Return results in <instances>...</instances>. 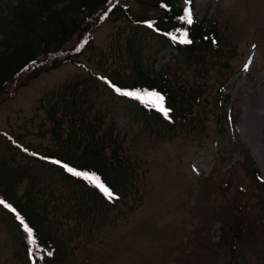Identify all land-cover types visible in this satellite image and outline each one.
I'll return each mask as SVG.
<instances>
[{"label": "trees", "instance_id": "16d2710c", "mask_svg": "<svg viewBox=\"0 0 264 264\" xmlns=\"http://www.w3.org/2000/svg\"><path fill=\"white\" fill-rule=\"evenodd\" d=\"M125 1L0 0V103L5 98L13 97L29 79L66 63L79 65L92 75L86 78L81 75L63 83L53 92L48 105L43 107L47 119L53 123V134L60 140L56 149L42 154L13 142L24 161L14 163V153H10V159L4 154L0 155V199L17 210L33 229L34 235V241H28L16 219L17 213L0 206V226L12 238L13 257L17 264H57L63 260L67 263L74 256L77 246L71 241L74 238L72 234L65 241L58 236L61 234V224L72 221L78 227L82 226L75 235L88 244L94 240L93 232L101 222L111 217L116 222L122 215L120 204L130 195V188L135 183V168L124 164L118 156L121 145L112 136V126L104 130L100 122L85 118L86 110L82 105L85 103L86 106L88 102L86 86L103 85L112 98L126 105V111L141 122L149 134L164 138L184 131L201 136L205 133L208 119L201 95L207 89L205 77L210 70H214V79L218 83L214 96L219 112L217 123L229 124L233 128L237 122L236 113L232 111L233 98L230 93L222 92L225 80L232 73L229 57H222V53L231 44L226 38H221L217 21L202 18L187 25L179 0H140L146 6L160 10V14L136 18ZM117 15L134 23L125 38V50L132 58L135 69L132 79L116 75V78L108 79L93 73L78 60L92 44L95 30L105 20ZM185 31L189 33L192 43L181 42ZM148 37L153 38L157 46L153 62L162 50L174 52L172 57L192 76L189 86L174 84V77L163 72V66L158 70L146 71L137 67V55ZM197 77H201V80L197 81ZM116 88L121 92H138L140 98L124 96ZM153 90L163 95L165 107L171 109L167 117L154 106L153 98L144 95ZM82 95L84 97L81 99ZM65 122L66 126L63 125ZM218 127L223 130L224 125ZM236 142L235 146L242 147V160L233 162L230 168L240 165L251 175L252 184L257 190L252 193H255L257 200L249 202L245 199L246 187L238 185L234 198L221 204L215 212L220 223V241L212 244L205 240V236L197 238L208 234L199 227L196 234L189 236L191 251L187 252V248H184L180 252L183 256L179 255L188 264H203L205 259H212L214 253L219 254L212 249L214 246L221 247L222 254L229 257L225 263L214 264H252L250 257L244 254L250 241V250H254L255 255L259 254L254 249L252 236L257 226L264 227V181L260 179V170L246 143L239 136ZM107 147L113 157L110 162L106 160L110 157L105 153ZM54 161L61 163L58 165ZM65 164L95 174L113 190L117 198L106 199L87 177L68 173L63 167ZM211 179H214L215 191H225L230 184L229 180ZM24 181V191L18 196L16 190ZM42 181L48 182L43 184ZM108 223L115 224L111 221ZM76 224L71 232L78 229ZM68 243L70 246H67ZM30 248L34 252L32 256L29 255ZM48 251L53 254L48 256ZM164 262L162 259L157 264H166Z\"/></svg>", "mask_w": 264, "mask_h": 264}, {"label": "rangeland", "instance_id": "374dc122", "mask_svg": "<svg viewBox=\"0 0 264 264\" xmlns=\"http://www.w3.org/2000/svg\"><path fill=\"white\" fill-rule=\"evenodd\" d=\"M125 3L136 18L160 14V10L140 0H126ZM179 3L183 9H190L194 21L215 19L221 38L231 44L222 53V57H229L232 71L222 92L233 97L232 111L236 113L237 122L233 128L217 123L219 112L214 96L218 83L214 70L205 77L207 89L201 95L208 112L205 133L201 136L184 131L164 138L149 134L145 126L126 111V105L112 98L103 85L86 86L88 102L82 105L86 110L85 118L100 122L104 130L112 126V136L121 145L118 156L124 164L135 168V183L130 195L120 204L122 215L116 222L114 217L101 222L93 232L94 240L88 244L75 235L82 226L72 221L61 224L58 236L65 241L72 234L71 241L77 248L67 263L63 260L57 264H150L147 261L157 264L162 259L166 264H188L181 259L180 252L184 248L191 251L189 236L196 234L199 227L208 234L197 238L205 236L212 244L220 241V223L215 212L221 204L234 198L238 185L246 187L245 199L257 200L252 193L256 189L251 175L240 165L230 166L242 160V147L234 143L239 136L264 180V0H179ZM133 26L134 23L120 15L108 18L95 30L92 44L78 60L93 73L108 79L115 75L132 79L135 69L125 50V38ZM153 41L148 37L145 45H141L137 67L146 71L163 66V72L174 77V84L189 86L192 76L172 57L174 52L162 50L153 62L157 48ZM81 75L92 76L81 66L66 63L39 73L13 97L3 99L0 103V155L10 159V153H14V163L24 161L13 142L42 154L56 149L60 140L53 134V123L47 119L43 107L48 105L49 98L60 85ZM196 80L200 81L201 77ZM63 125L66 126V122ZM223 125V130H219L218 126ZM105 153L110 156L109 147ZM112 158L106 160L110 162ZM211 177L229 180L230 184L225 191H215ZM47 182L42 181L43 184ZM24 186L25 181L16 190L18 196L23 193ZM110 221L115 224L109 225ZM74 224L78 229L71 232ZM257 227L252 240L259 254L250 250L251 241L244 254L250 257L252 264H264V227ZM212 249L219 254L214 253L212 259H205L203 264L225 263L229 259L227 254H222L221 247ZM13 254L12 238L0 226V264H17Z\"/></svg>", "mask_w": 264, "mask_h": 264}, {"label": "snow or ice", "instance_id": "6c2138e0", "mask_svg": "<svg viewBox=\"0 0 264 264\" xmlns=\"http://www.w3.org/2000/svg\"><path fill=\"white\" fill-rule=\"evenodd\" d=\"M183 11H184L183 19L186 21V24L187 25L193 24L194 18H193V14L190 11V9L185 8ZM105 14H107V13H105ZM149 26H151V25H149ZM181 42L186 43V44L192 43V40L189 38V33L187 31L182 33ZM247 67H248V65L245 64V69H247ZM115 90L117 92H121V90L119 88H116ZM121 94L124 96L140 98V93H138V92L124 91V92H121ZM144 95H147V96L153 98L154 106H156L159 111L163 112L166 117H167L168 113L171 112V109H167L164 105V99L165 98L163 97V95L155 92L154 90L152 92H147ZM54 163L59 165L61 162L60 161H54ZM63 167L65 168V170L68 173L73 174L74 176L87 177L88 181L92 184V186L96 187L105 196L106 199L114 200L117 198L115 196V193L113 192V190L109 186H107L105 183H103L99 177L95 176V174H89L85 171L74 169V168H72L66 164L63 165ZM0 206H2L3 208H5L7 210L12 211L13 213H17V210L10 203H7L3 199H0ZM16 219L20 222L21 226L23 227V229L26 233V239L28 241H34L33 229L30 227V225L25 222L24 218L19 213L16 214ZM46 254L48 256H51L53 253L51 251H48ZM29 255L30 256L34 255V252L31 248L29 249Z\"/></svg>", "mask_w": 264, "mask_h": 264}, {"label": "bare ground", "instance_id": "6f19581e", "mask_svg": "<svg viewBox=\"0 0 264 264\" xmlns=\"http://www.w3.org/2000/svg\"><path fill=\"white\" fill-rule=\"evenodd\" d=\"M257 120L261 123V119L260 118H258ZM262 123H263V126H264V121H262Z\"/></svg>", "mask_w": 264, "mask_h": 264}]
</instances>
